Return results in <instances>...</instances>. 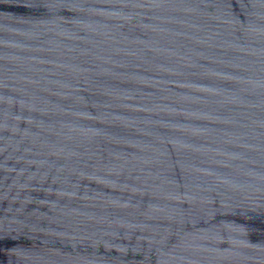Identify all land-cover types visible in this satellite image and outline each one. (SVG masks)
Returning <instances> with one entry per match:
<instances>
[{
  "label": "water",
  "instance_id": "95a60500",
  "mask_svg": "<svg viewBox=\"0 0 264 264\" xmlns=\"http://www.w3.org/2000/svg\"><path fill=\"white\" fill-rule=\"evenodd\" d=\"M0 264H264V0H0Z\"/></svg>",
  "mask_w": 264,
  "mask_h": 264
}]
</instances>
